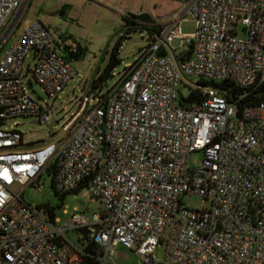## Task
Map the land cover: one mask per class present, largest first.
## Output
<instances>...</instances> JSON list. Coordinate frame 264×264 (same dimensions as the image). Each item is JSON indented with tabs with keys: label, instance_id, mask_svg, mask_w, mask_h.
<instances>
[{
	"label": "built area",
	"instance_id": "obj_1",
	"mask_svg": "<svg viewBox=\"0 0 264 264\" xmlns=\"http://www.w3.org/2000/svg\"><path fill=\"white\" fill-rule=\"evenodd\" d=\"M24 1L0 0V264H90L87 241L101 250L96 264H110L118 245L144 264H264V101L243 102L244 93L232 99L202 83L264 87V0H193L147 35L90 107L86 95L51 142L24 141L6 125L30 116L48 129L53 104L75 74L64 43L43 22L22 23ZM186 13L196 23L189 38L180 27ZM24 76L50 104L27 93ZM180 84L184 98L197 99L180 104ZM194 152L202 154L199 166L189 163ZM47 169L59 193L85 184L100 215L88 221L72 213L61 224L26 202L23 190L41 191ZM185 196L210 206L188 207ZM81 229L85 244L77 246L67 232Z\"/></svg>",
	"mask_w": 264,
	"mask_h": 264
},
{
	"label": "rangeland",
	"instance_id": "obj_2",
	"mask_svg": "<svg viewBox=\"0 0 264 264\" xmlns=\"http://www.w3.org/2000/svg\"><path fill=\"white\" fill-rule=\"evenodd\" d=\"M173 1L179 3L177 7L171 6L173 3L170 0H109L108 2L104 0H25L22 23L39 20L49 28L58 42H63L72 48L79 44L86 48V53L84 56L74 59L70 57L69 48L61 51V54L73 67L75 74L73 80L59 94V98L53 104L51 124L53 121H58L52 130L55 134L51 135L44 125L33 124L32 121H36V119L30 116L12 118L6 122V125L18 128L23 133L24 141H55L58 133L61 132L62 124L77 112L84 97L88 95L91 99L88 105L90 107L95 102L94 92L102 94L113 86L125 65L136 59L139 48L135 47L132 51L129 49L125 55H121L120 51L130 43L148 40L146 30L132 31L122 42L118 54L120 62L112 70L111 76L100 88L92 89L93 80L108 63L112 47L121 35H125L122 14L128 10L131 13H136L147 9L152 13L155 20L160 19V22H165L174 16L179 6L183 7L189 0ZM180 27L182 33L188 38L195 32L196 23L191 13H186L183 16ZM179 46L180 40L178 38L171 40L170 47L174 48L175 52L183 49H179ZM187 48L188 45H185L184 49ZM29 60L31 58H26V62ZM24 79L27 93L32 98L39 102H42L40 100L42 98L48 104L51 103V100L34 79H30L31 85H29L28 77L24 76ZM191 81L194 82L195 79L192 78ZM186 93L187 89L180 84L179 98L184 97ZM201 160V152H194L189 157L191 166H199ZM39 183L43 186L42 190L38 191L33 186L26 187L22 193L23 199L30 204L50 203L55 207V217L59 219L61 224L69 220L72 213L82 215L89 221L93 214L100 215L103 209L86 187L77 193H67L61 199L60 195H56L53 190L49 174L44 173L39 179ZM183 201L191 208L210 206L208 200L197 196H185ZM67 237L75 245H81V240H79L81 233L78 230L68 231ZM162 256L161 248L154 251V257L157 261H161ZM109 262L110 264H144L134 251L121 245L114 248Z\"/></svg>",
	"mask_w": 264,
	"mask_h": 264
},
{
	"label": "trees",
	"instance_id": "obj_3",
	"mask_svg": "<svg viewBox=\"0 0 264 264\" xmlns=\"http://www.w3.org/2000/svg\"><path fill=\"white\" fill-rule=\"evenodd\" d=\"M122 21L124 26V34L119 37V39L116 41L114 46L111 49L110 57L108 60L107 65L104 67V69L97 74L95 79L92 83V89L100 88L102 84L106 82V80L111 76L112 70L119 64L120 59L118 58L120 47H122V42L124 39L135 30H146L149 36H152L153 34H157L161 31L163 25L157 23V21L153 18L152 15H150L147 12H140V13H131V12H125L122 14ZM63 41V40H62ZM69 48L70 57L74 59H78L85 55L86 48L83 46H80L79 44L76 45V52H71L70 46H67L64 44V47L61 49H67ZM191 52V45L188 46V48L185 50L184 56H188ZM204 85L209 86H217L222 90L227 91L229 98H236L237 95L244 93V98L242 99L243 102L246 103H259L261 101H264V87H250V88H244L237 86L236 84L228 81H223L221 83H215L213 81H206L202 82ZM197 94L191 93L187 98L182 97L179 100V103L183 105V103H191L195 99H197ZM47 174H50V169L46 170ZM53 187V186H52ZM86 187L85 184L81 185L74 191H70L67 193H77L82 188ZM54 190V189H53ZM56 195H60V198L63 199V197L67 193H59L56 190H54ZM39 206L44 208L47 215L50 219H53L55 215V207L52 206L50 203H39ZM81 233V244H85V234L86 231L84 229L78 230ZM85 252L86 255L83 256V259L85 262H88L90 264H96L97 263V256L101 253L100 248L92 241H87L85 245Z\"/></svg>",
	"mask_w": 264,
	"mask_h": 264
},
{
	"label": "crops",
	"instance_id": "obj_4",
	"mask_svg": "<svg viewBox=\"0 0 264 264\" xmlns=\"http://www.w3.org/2000/svg\"><path fill=\"white\" fill-rule=\"evenodd\" d=\"M104 1L108 2L109 0H104ZM170 1H172L171 3H173V4H172L171 6H173V7H174V6L177 7L178 4H179V3H174L173 0H170ZM192 1H193V0H189V1H188L183 7L181 6L182 8L179 6L178 9H177L178 11L174 14V16H175V15H182V14L185 12V10L187 9V6H188ZM144 11H146L147 13L150 12L149 10L144 9V10L138 11V12H136V13H140V12H144ZM128 12H130V10H128ZM121 14H122V13H121ZM149 14L152 15L151 12H150ZM152 16H153V15H152ZM174 16H173V17H174ZM173 17H172V18H173ZM156 21H157V23H159V24H161V25H163V23L166 22V21H165V22H160V21H161L160 19H157ZM167 21H168V20H167ZM29 22H30V21H29ZM29 22H26V23H29ZM26 23H24V24H26Z\"/></svg>",
	"mask_w": 264,
	"mask_h": 264
},
{
	"label": "water",
	"instance_id": "obj_5",
	"mask_svg": "<svg viewBox=\"0 0 264 264\" xmlns=\"http://www.w3.org/2000/svg\"><path fill=\"white\" fill-rule=\"evenodd\" d=\"M147 44L146 41H137V42H133L130 43L129 45H127L123 50L120 51L121 55H125L129 49H131V51L135 48H141L143 46H145ZM56 122L54 121L51 125L48 126V129H51V126L54 125Z\"/></svg>",
	"mask_w": 264,
	"mask_h": 264
}]
</instances>
